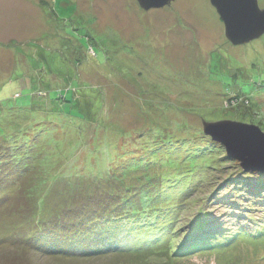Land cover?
<instances>
[{"label":"rangeland","instance_id":"rangeland-1","mask_svg":"<svg viewBox=\"0 0 264 264\" xmlns=\"http://www.w3.org/2000/svg\"><path fill=\"white\" fill-rule=\"evenodd\" d=\"M231 94L248 99L228 106ZM221 118L264 131V34L233 45L209 0H0V145L29 165L0 188V263L32 232L12 205L17 178L48 214L68 184L97 174L88 190H113L124 173L128 192L143 176L163 186L105 234L113 251L54 259L33 245L27 264H264V172H243L203 133Z\"/></svg>","mask_w":264,"mask_h":264},{"label":"trees","instance_id":"trees-1","mask_svg":"<svg viewBox=\"0 0 264 264\" xmlns=\"http://www.w3.org/2000/svg\"><path fill=\"white\" fill-rule=\"evenodd\" d=\"M243 98L248 99L246 96L231 94L225 99V101L228 102V106L236 107ZM2 146L4 148V155L2 157L0 156V171L2 170L0 173V188L4 185V182L8 178L13 179V173L20 174V169H29L28 163L22 161V159L18 160L15 157L14 151L5 152V149L11 148L10 146L7 144H1L0 147ZM4 163L5 173L4 167L1 165ZM54 164L55 163L52 161L51 166ZM36 165L40 166L39 164ZM38 170L39 168H35L36 172ZM21 174L23 176L24 173L21 171ZM32 175L33 177H36V182L34 185H37L38 182L45 181V179L39 178L40 176L38 175ZM126 175L121 173L120 175L112 176V178L116 179L114 180V183L116 184L115 188L122 190V192L113 191L115 188L111 190L99 187H93L92 189L88 190L91 186L90 182H93V178L94 180L101 178L100 176L94 177L97 176V174L90 175L92 178H90L89 181L87 180V185L89 186L88 188L86 187L87 189L85 186H83V188L80 190V183L72 186L71 183L67 181L70 184H68L67 187L65 186L63 190L57 191L56 194H59L57 195L58 199H63L64 197H67L68 194L71 197L67 202L62 203L61 206L59 205L58 208L57 199L56 202H54L49 208L48 214H44V208L47 204H43L44 202L41 204L38 202V200H35V196L31 194L29 190V187L31 186H27L23 177L17 178L19 187L16 191V197L18 200L14 199V203H12V205L15 206L16 212L20 214L21 217L27 219L31 218L33 220V227L31 228V235L25 236L24 238L20 239L21 241H15L17 242L15 246L21 248L23 247L22 250L19 251V253H16L18 251L17 250L11 254H5V261H2L0 264H27L25 254L27 248L30 250L33 249V245L37 246L34 248L39 250L37 252L40 255H49L54 259L65 257L66 259L80 258L87 260L103 256L105 253L113 251L111 248L114 247H109V244L103 243V241L108 242V240L105 238V234L110 233L111 229L120 231L121 227L118 225V222L124 220L133 222L131 217L132 214H134L136 208L133 207L131 209L132 211H130L128 205H135L138 200L141 199L143 194H146L147 196L157 195V192L162 190L163 186V182L161 181L158 183V187L160 186V189L158 191H151V188H153L155 185L157 186V183L152 182L148 176H143L144 183L148 185L139 187V190H129L128 192V189L125 188L123 183V180H126L123 177ZM14 180L16 181V179ZM139 180L141 179L139 178ZM96 182L100 183V181H95V183ZM132 191L135 192V194L132 196L134 198L136 196V200H133V202L129 204V197L131 193H133ZM149 192L151 193L149 194ZM134 202L135 204H133ZM122 230L124 229L122 228ZM93 235L98 236L99 240L94 239L95 245H93V247L89 246V248H85L86 243L90 241ZM202 238L204 237L201 236L200 239ZM26 244L29 246H26ZM181 246L183 247V244L180 245V248ZM191 246V243H188L187 247L183 250L188 252L191 249ZM180 248H176L177 251ZM116 251H121V249H117ZM173 251L174 250L170 248L168 249L167 254L172 257ZM117 254H122V252H118Z\"/></svg>","mask_w":264,"mask_h":264},{"label":"water","instance_id":"water-1","mask_svg":"<svg viewBox=\"0 0 264 264\" xmlns=\"http://www.w3.org/2000/svg\"><path fill=\"white\" fill-rule=\"evenodd\" d=\"M147 10L172 0H136ZM223 23L224 35L233 45L264 34V6L257 0H209ZM202 131L223 146L226 157L238 161L243 172H264V131L254 123L221 118L202 120Z\"/></svg>","mask_w":264,"mask_h":264},{"label":"crops","instance_id":"crops-1","mask_svg":"<svg viewBox=\"0 0 264 264\" xmlns=\"http://www.w3.org/2000/svg\"><path fill=\"white\" fill-rule=\"evenodd\" d=\"M2 41V40H1Z\"/></svg>","mask_w":264,"mask_h":264}]
</instances>
